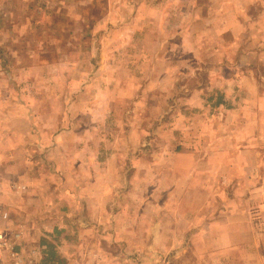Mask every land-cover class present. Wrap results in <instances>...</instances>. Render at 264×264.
<instances>
[{
	"label": "rangeland",
	"instance_id": "374dc122",
	"mask_svg": "<svg viewBox=\"0 0 264 264\" xmlns=\"http://www.w3.org/2000/svg\"><path fill=\"white\" fill-rule=\"evenodd\" d=\"M188 3L0 0V91H15L1 106V200L36 264H205L194 250L182 263L161 236L169 218L190 215L176 186L193 177L181 170L191 139L210 170L232 160L264 173V0L194 1L199 13ZM219 7L235 9L226 17L234 24L213 48L197 30L216 23L208 13ZM186 23L194 28L182 46ZM215 60L234 66L215 70ZM223 75L249 76L236 104L191 108L192 91L223 98L226 86L213 87ZM171 133L187 139L182 159L171 160L181 149Z\"/></svg>",
	"mask_w": 264,
	"mask_h": 264
},
{
	"label": "crops",
	"instance_id": "0c3cea01",
	"mask_svg": "<svg viewBox=\"0 0 264 264\" xmlns=\"http://www.w3.org/2000/svg\"><path fill=\"white\" fill-rule=\"evenodd\" d=\"M186 1H189L188 5L191 6L192 11L197 13L201 12L200 4H193L194 1L196 2L198 0ZM214 2H216V0H214ZM215 5L216 4L212 7L215 8ZM186 10L188 9L182 4V15H184ZM234 10L235 9L232 10L219 7V9L215 10L213 13H208L213 16V20L216 23H213V25H211V23L202 25L197 31L199 32L200 38L204 39L205 36L207 37L205 38L206 40L210 39L207 40V43H211L212 40H215V44L212 42L208 45L209 47L215 48L221 45V40H219V38L221 39L224 33L233 29L234 23H232L231 26L229 23L230 20L226 17L232 16L234 14L233 12H235ZM202 12H204V10ZM204 14L207 15L206 12ZM135 15L140 19L144 16L142 10L139 9ZM191 28L193 29L194 27L189 25V23H186L182 27V46L185 44L183 33L188 32ZM241 48L242 46L238 45L237 51H240V53L242 52ZM212 63L215 70H220V65H222V70L224 69V65L227 68L234 66L225 60H215ZM225 71L228 72V70ZM248 78L249 76H244L240 79H236L232 77V75L216 77L213 87L221 88L226 86L224 91H222V103L218 104L217 99L214 101L213 94L208 97L211 91H192L189 95L190 102H192L191 104L193 106L191 108H208L210 110V108L215 107L216 109H225L224 111H226L227 103L232 102L236 104L237 93L235 89L237 87H243L245 83H250ZM14 92L15 91H0V95H2L0 98V115L3 113L6 114V109H2L1 106L2 104L4 106L6 102L10 101V96ZM185 98L186 97L183 96L180 105L181 108L183 107L186 111L188 108L186 105L187 102L183 101ZM199 99H201V102L198 103ZM203 100L204 103L202 104ZM38 107L39 105H37V109ZM202 109L201 111H203ZM7 119L8 118L4 121ZM1 121L3 120L0 117V122ZM37 124L39 126V123ZM33 126V124L30 125V127ZM53 137H55V134H53ZM226 138L230 140H241L240 138H233L232 136ZM168 140L170 144L175 143L177 147H181L178 152L176 148L170 153L172 161L173 159L177 160L184 158L189 152H187L188 149L184 148L187 144L186 138L184 140L183 137H181L180 141H177L178 138L175 140V135L171 133ZM193 140L195 139L192 138L190 141V144H193L195 147L194 152L190 151L192 155L191 164L189 168L181 169L183 173L191 172L193 177L191 180H185V182H182L180 185L177 184L176 186V197L180 196L183 198L182 204L184 208L188 210L191 208L189 210L190 215H184L182 219L171 218L170 220L169 218L167 221V230L161 235L162 238L166 240V250L171 253V256L180 257L182 263H184V258L187 256V251L190 253L191 250H194L195 256H199L205 264H264V243L261 242L264 239V232H259L256 227V225L264 223V179H262L264 173H253L251 170H247L245 166H242L243 164L238 165L237 161L232 160H226V162L222 161L223 165L221 167L219 166L218 168L210 170L211 158L207 159L205 155L203 161L202 158L204 155L196 145V142L200 140V138L197 139L196 142ZM212 141H215V138H211L209 143ZM235 143L237 144L238 142L235 141ZM239 151L241 154H246V149L240 150L239 148ZM207 153H209V151H207ZM193 154H195V156ZM199 161L201 165L196 172ZM226 163L233 167L236 166L232 169L234 171L233 175L228 173L230 169L227 168ZM172 166L174 170H179L174 168L175 165ZM223 173H228L225 176V182L228 183V186L221 185L219 188V179L217 177L222 176ZM253 175L259 177V184L256 183L258 182L256 179L255 183L250 185V182L253 180ZM208 180H211V182ZM210 209H220L222 213L214 215ZM222 215L226 217H222ZM176 241H182L181 247L178 249H174L176 248ZM170 258L172 259L171 264H174L175 260L173 257ZM196 264H202V262Z\"/></svg>",
	"mask_w": 264,
	"mask_h": 264
},
{
	"label": "built area",
	"instance_id": "2783aa9c",
	"mask_svg": "<svg viewBox=\"0 0 264 264\" xmlns=\"http://www.w3.org/2000/svg\"><path fill=\"white\" fill-rule=\"evenodd\" d=\"M3 54L0 49V71ZM0 187V264H36L35 255L29 257L19 247L20 233H13L9 209L1 200Z\"/></svg>",
	"mask_w": 264,
	"mask_h": 264
},
{
	"label": "trees",
	"instance_id": "16d2710c",
	"mask_svg": "<svg viewBox=\"0 0 264 264\" xmlns=\"http://www.w3.org/2000/svg\"><path fill=\"white\" fill-rule=\"evenodd\" d=\"M217 103H218V104H221V103H222V97H218V98H217Z\"/></svg>",
	"mask_w": 264,
	"mask_h": 264
}]
</instances>
